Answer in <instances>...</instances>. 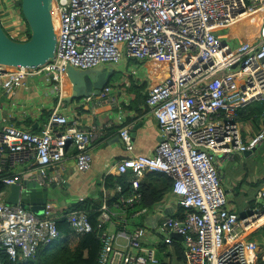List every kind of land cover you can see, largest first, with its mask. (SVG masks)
I'll return each instance as SVG.
<instances>
[{"label":"built area","instance_id":"2783aa9c","mask_svg":"<svg viewBox=\"0 0 264 264\" xmlns=\"http://www.w3.org/2000/svg\"><path fill=\"white\" fill-rule=\"evenodd\" d=\"M256 10L261 17L256 40L234 42L222 34ZM51 11L57 31L54 56L37 67L0 64V92H13L28 77L42 76L56 105L39 132L3 126L0 153L9 152L27 170L33 163V178L42 186L48 185L50 167L61 164L69 152L78 170L87 171L90 144L98 132L94 125L84 130L76 117L61 110L67 67L117 65L126 57L164 65L167 74L151 84L145 98L161 138L152 153L114 162L116 174L128 175L130 187L123 191L117 184L114 192L103 191L97 207L101 246L96 264H159L158 250L173 253L177 239L172 233L182 237L184 264H255L260 250L248 230L264 217V202L242 219L229 206L218 161L264 141V124L244 141L236 123L238 107L264 102V0H52ZM0 24L11 38L28 39L21 0H0ZM110 91L105 86L99 95L82 100L96 107L95 100L108 95L117 103ZM118 134L132 153L129 126H121ZM148 173L170 178L169 194L177 207L173 212H163L156 205L160 201L151 215L146 214L149 208L128 211L141 199L139 183ZM9 178L15 182L21 176L2 180ZM257 195L264 201V190ZM61 218L69 233L60 232ZM95 229L85 210L38 215L0 201V249L12 260L26 261L40 246Z\"/></svg>","mask_w":264,"mask_h":264},{"label":"crops","instance_id":"0c3cea01","mask_svg":"<svg viewBox=\"0 0 264 264\" xmlns=\"http://www.w3.org/2000/svg\"><path fill=\"white\" fill-rule=\"evenodd\" d=\"M260 20V12L256 10L239 21H233L228 29L221 32L227 39H232L234 42L256 40ZM136 62V68L131 64L122 68L120 67L122 63L118 64L117 69L121 76L107 84L111 87L110 93L117 96L118 102L112 103L109 101L108 95H104L95 100L98 103L96 107L86 100L66 99L71 94V85L66 75L63 83L62 112L70 117H76L84 130H88L92 125L96 126L98 136L90 144L92 162L91 168L87 171L78 170L70 152L61 164L50 167L47 186L49 190L52 189L51 191L59 190L63 200L58 202L55 197L57 194L51 197L49 195L44 213L60 214L71 210H83L71 207L89 197L92 199L100 197L97 183L102 182L108 174L117 175L113 164L118 158L129 154H150L153 152L161 136L157 120L149 111L145 98L151 84L160 81L168 70L166 66L152 61ZM37 77V79L27 78L25 85L16 88L13 92H0V129L5 125L14 124L23 126L32 132H39L47 122L57 99L46 80L42 76ZM260 102L264 104L263 101ZM246 105L243 106L246 108L255 106L254 101ZM256 118L258 121L253 118L237 119L236 123L244 141L251 140L264 124V113L260 116L256 115ZM121 126H129L130 134H133L131 135L134 144L132 153L126 152L121 138L118 137V130ZM259 156H261L262 162L260 161V165H257L255 161ZM236 157H238L236 153L229 158L223 157L218 161V167L223 186L227 191L229 206L243 219L248 216L249 210L263 204L261 202L263 199H260L257 194L264 190V141L253 151L245 153L239 166L229 168V162L235 161ZM16 165H18V169L11 172V169ZM32 168H34L33 163L29 164L27 170L25 165L12 161L9 152L0 153V201L6 202L10 189L9 186L2 187V179L14 175L21 176V179L33 177L34 169ZM165 179L170 182L167 175L158 173L157 181L160 186L163 185ZM116 185L109 189L104 188L103 191L108 190L110 194L115 191ZM115 194L116 192L113 195ZM156 205H159L165 213L177 209L174 201L171 200L169 189ZM59 208L65 209L60 210ZM68 208L71 210H67ZM149 209L146 214L150 213L151 215L153 208ZM146 214H144L143 220L146 218ZM262 225H264V217H259L248 230L249 238L257 243V239L252 238L251 234Z\"/></svg>","mask_w":264,"mask_h":264},{"label":"water","instance_id":"95a60500","mask_svg":"<svg viewBox=\"0 0 264 264\" xmlns=\"http://www.w3.org/2000/svg\"><path fill=\"white\" fill-rule=\"evenodd\" d=\"M51 9L52 0H21V11L28 24L30 37L15 40L7 35L0 24V64L37 67L54 56L57 31ZM117 66L118 64H102L77 69L69 65L66 75L71 85V94L66 99L76 100L99 95ZM254 148L245 151L250 152ZM9 188L7 203L19 204L38 215L44 213L50 191L48 186H42L35 178L30 177L10 183ZM172 236L177 240L182 239L177 233Z\"/></svg>","mask_w":264,"mask_h":264},{"label":"trees","instance_id":"16d2710c","mask_svg":"<svg viewBox=\"0 0 264 264\" xmlns=\"http://www.w3.org/2000/svg\"><path fill=\"white\" fill-rule=\"evenodd\" d=\"M29 37L30 32L28 33V38ZM119 76H121V74L116 76L117 78L115 80H117ZM251 103H248V105ZM254 104L255 106H248V108L244 106L238 107L237 119L253 118L256 120V115H262L264 113V104L260 101H254ZM256 121H258V119ZM157 176L158 173H148L144 175L138 187V190L142 195L141 199L134 203L128 211L135 212L140 208H151L153 205L161 201L164 194L170 188L171 182H168V180L165 179L163 185L160 186L157 181ZM115 184L120 185L123 191L127 190L130 187V184L128 183V175H106L102 182L97 183L99 196L102 197L104 188L109 189ZM100 197L97 199L89 197L71 207L85 210L94 229L97 226V217L99 215L97 207L100 203ZM59 209L63 210L65 208ZM67 210L71 209L68 208ZM183 213L184 209L179 207L178 216H180V218H183ZM135 221H137V219ZM58 228L61 233L70 232L64 218L58 220ZM251 237L257 239L261 249L258 253L255 264H264V225L256 229L251 234ZM100 246L101 241L98 238L97 230L95 229L93 232L82 236L74 238L67 237L61 241H56L50 246H40L35 255L28 258L26 261L22 260L21 257L12 260L3 249H0V264H96V258ZM172 249V254H162L163 250H158L157 256L159 257V264H184L183 247L179 240H174Z\"/></svg>","mask_w":264,"mask_h":264},{"label":"rangeland","instance_id":"374dc122","mask_svg":"<svg viewBox=\"0 0 264 264\" xmlns=\"http://www.w3.org/2000/svg\"><path fill=\"white\" fill-rule=\"evenodd\" d=\"M136 61H139V60H137V59H135L133 57H126V59H123L122 64H121L120 67L125 68L127 64H131L134 68H136L137 67V64H136L137 62ZM138 72H139V70H138ZM119 74H120L119 70L116 69L115 74L113 75V77L110 80L112 82H114L115 79L117 78L116 76H118ZM33 77L36 78V79L38 78L37 76H33ZM28 78H30V77H28ZM30 82H31V80H30ZM48 85L50 86V84H48ZM66 85L68 86V84H66ZM65 89L67 90V87ZM236 156H238V157L235 158V161L229 162L230 163L229 165L227 164L229 168H233L234 166H239L240 165L241 160L244 157V152H238V153H236ZM260 161L262 162L261 156L257 157V160L255 161V164L260 165ZM17 169H18V165H16L15 167H13L11 169V172H14ZM12 180H13V178H9L7 180H3L2 187L7 188L10 185V183L12 182ZM51 190H50V193H49L50 197L53 196V195L55 196V194H57L55 197H56V199H58V202H60V200H63L62 194L59 192V190H54V191H51Z\"/></svg>","mask_w":264,"mask_h":264}]
</instances>
